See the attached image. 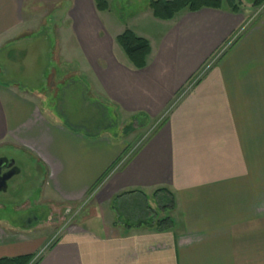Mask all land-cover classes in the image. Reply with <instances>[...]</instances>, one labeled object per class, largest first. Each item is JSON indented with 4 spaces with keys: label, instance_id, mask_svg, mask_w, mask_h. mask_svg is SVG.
I'll return each mask as SVG.
<instances>
[{
    "label": "crops",
    "instance_id": "obj_1",
    "mask_svg": "<svg viewBox=\"0 0 264 264\" xmlns=\"http://www.w3.org/2000/svg\"><path fill=\"white\" fill-rule=\"evenodd\" d=\"M57 2L65 4L61 58L91 66L119 113H167L128 156L120 142L66 127L30 92L0 81V152L43 172L38 201L50 211L87 200L37 264H264V9L252 21L247 4L237 14L201 9L169 21L145 11L111 37L110 10L97 12L93 0H0V52L23 39L25 3ZM125 30L149 43L143 69L113 54ZM73 49L79 54L66 57ZM158 190L172 195L171 209ZM155 199L152 222L169 217L168 231L147 223ZM45 243L0 220V259L34 256Z\"/></svg>",
    "mask_w": 264,
    "mask_h": 264
},
{
    "label": "rangeland",
    "instance_id": "obj_2",
    "mask_svg": "<svg viewBox=\"0 0 264 264\" xmlns=\"http://www.w3.org/2000/svg\"><path fill=\"white\" fill-rule=\"evenodd\" d=\"M242 1L247 4L248 9L254 10L251 21L264 9V4L254 8L250 5L253 0ZM106 2L110 10L108 18L114 26L112 31H108L111 37L120 33L122 28L135 25L134 18L141 12L147 11V20H149L150 0H106ZM64 6V3L59 2L43 3L40 7L25 3L29 18L25 19L24 36L20 43L0 52V81L8 85H17L20 89L30 92L41 103L46 113L62 121L66 127L84 135L87 134V130L97 131L100 127L98 112L105 107L109 115L108 119L111 120V127L100 132L99 136L120 142L124 155L128 153L129 156L160 126L167 112L160 116L159 120L119 113L102 95L91 73V66L80 68L77 67L76 62H65L61 58L60 52L55 48L57 47L55 41H58L56 28L63 26L62 19L58 17L61 7ZM112 43L113 54L117 55L119 52L121 57L126 59L114 40ZM68 44L67 47L76 46L74 37ZM64 54L66 57H71L79 52L73 49L67 50ZM189 87L191 86L188 85L182 93H185ZM105 125L108 126V123ZM128 128L131 130H127ZM3 156L13 159L12 161L21 171L19 176L15 175L7 182L6 190L0 192V220L23 232L27 239L46 238V243L42 244L41 249L45 251L50 247L53 239L61 233L64 223L84 212L87 200L75 206H57L63 207L58 210L66 215L62 220L54 222L55 225H46L50 217V208L38 201L39 185L44 179L43 172L11 150L0 152V157ZM154 204L158 205L157 199L151 201V207L155 211L147 212V223H154L152 222L154 216L158 217L160 214ZM31 218H33L31 225L25 228ZM38 254L34 255V259ZM34 259L30 264L35 263Z\"/></svg>",
    "mask_w": 264,
    "mask_h": 264
},
{
    "label": "trees",
    "instance_id": "obj_3",
    "mask_svg": "<svg viewBox=\"0 0 264 264\" xmlns=\"http://www.w3.org/2000/svg\"><path fill=\"white\" fill-rule=\"evenodd\" d=\"M93 2L98 12L109 10V5L106 0H93ZM244 4L245 3H243L242 0H150L148 7L153 18L161 21H169L175 15L183 11L197 12L201 9L224 10L232 14H237ZM262 4H264V0H253L250 5L256 8ZM115 43L123 51L129 64L134 69L140 70L145 67V59L150 53V46L146 40L136 37L129 30H125L115 38ZM98 115L100 127L94 132L87 130V134L85 135L95 137L98 136L100 132L111 127V120L108 119L109 115L105 107H102V110L98 112ZM106 123H108V126L105 125ZM127 130H131V128H128ZM158 192H164L168 196V202L165 204L162 203V208L171 209L173 207L172 195L167 190H158ZM149 227H152V229L154 228L157 232H162L172 229L173 223L169 217H164L151 223ZM33 259L34 256H22L11 259L3 258L0 259V264H30ZM34 264H37V262Z\"/></svg>",
    "mask_w": 264,
    "mask_h": 264
},
{
    "label": "water",
    "instance_id": "obj_4",
    "mask_svg": "<svg viewBox=\"0 0 264 264\" xmlns=\"http://www.w3.org/2000/svg\"><path fill=\"white\" fill-rule=\"evenodd\" d=\"M8 161L6 159H0V192H3L6 190V184L7 182L18 173L17 168L13 167L14 163L13 161H10L7 165V168L9 169L6 173L1 174V166L6 164Z\"/></svg>",
    "mask_w": 264,
    "mask_h": 264
},
{
    "label": "flooded vegetation",
    "instance_id": "obj_5",
    "mask_svg": "<svg viewBox=\"0 0 264 264\" xmlns=\"http://www.w3.org/2000/svg\"><path fill=\"white\" fill-rule=\"evenodd\" d=\"M9 161L4 164L3 166H1V174L6 173L9 169L7 168V165L9 164ZM64 215H66L64 212H61L60 210H56L55 212L50 211V217L46 222V225L49 223H53V222H57L59 220H62L64 218ZM54 216V217H53ZM53 217V218H52ZM33 220V218L28 220V225L31 223V221ZM30 226V225H29ZM25 228L28 227L27 225L24 226Z\"/></svg>",
    "mask_w": 264,
    "mask_h": 264
},
{
    "label": "built area",
    "instance_id": "obj_6",
    "mask_svg": "<svg viewBox=\"0 0 264 264\" xmlns=\"http://www.w3.org/2000/svg\"><path fill=\"white\" fill-rule=\"evenodd\" d=\"M54 240H55V239H53V241H54ZM52 243H53V242H52ZM51 245H52V244H51ZM51 245H50V246H51ZM42 252H43V250H41V252H40L37 256L39 257V256L42 254ZM38 257H37V258H38ZM37 258H36V259H37ZM36 259H34V260H36Z\"/></svg>",
    "mask_w": 264,
    "mask_h": 264
}]
</instances>
